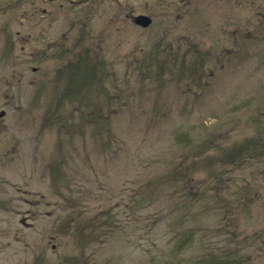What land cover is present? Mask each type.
<instances>
[{"label":"rangeland","instance_id":"obj_1","mask_svg":"<svg viewBox=\"0 0 264 264\" xmlns=\"http://www.w3.org/2000/svg\"><path fill=\"white\" fill-rule=\"evenodd\" d=\"M1 111L0 264H264V0H0Z\"/></svg>","mask_w":264,"mask_h":264},{"label":"trees","instance_id":"obj_2","mask_svg":"<svg viewBox=\"0 0 264 264\" xmlns=\"http://www.w3.org/2000/svg\"><path fill=\"white\" fill-rule=\"evenodd\" d=\"M158 54L160 55V53L158 52ZM157 54V57L150 61V63L148 62L147 64L144 65V67L146 68L149 76H147V78H152V79H156L158 75L162 74L165 72V70H168L169 72L172 71L174 69V64L173 62H171L172 59L167 58V57H162L159 58ZM156 63V71H154L151 66H153ZM161 72V73H160ZM171 74V72H170Z\"/></svg>","mask_w":264,"mask_h":264},{"label":"water","instance_id":"obj_3","mask_svg":"<svg viewBox=\"0 0 264 264\" xmlns=\"http://www.w3.org/2000/svg\"><path fill=\"white\" fill-rule=\"evenodd\" d=\"M131 21L134 25L139 26L141 28H148L152 24V19L148 15L145 14H139L136 16L131 17ZM5 115L4 111L0 112V118Z\"/></svg>","mask_w":264,"mask_h":264}]
</instances>
